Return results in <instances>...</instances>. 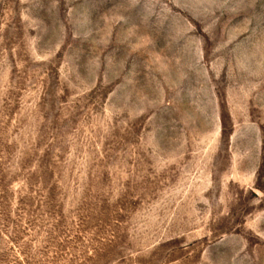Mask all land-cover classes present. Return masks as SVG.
Segmentation results:
<instances>
[{"label": "rangeland", "instance_id": "374dc122", "mask_svg": "<svg viewBox=\"0 0 264 264\" xmlns=\"http://www.w3.org/2000/svg\"><path fill=\"white\" fill-rule=\"evenodd\" d=\"M0 264H264V0H0Z\"/></svg>", "mask_w": 264, "mask_h": 264}]
</instances>
